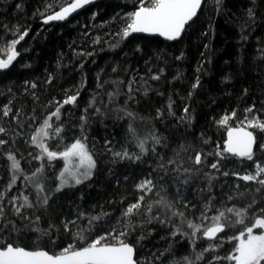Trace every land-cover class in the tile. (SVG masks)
Masks as SVG:
<instances>
[{"label":"snow or ice","instance_id":"snow-or-ice-1","mask_svg":"<svg viewBox=\"0 0 264 264\" xmlns=\"http://www.w3.org/2000/svg\"><path fill=\"white\" fill-rule=\"evenodd\" d=\"M95 3L41 0L29 18L64 22ZM238 12L229 0H132L86 24L68 63L60 52L55 71L0 89V264H264V34L247 49L264 0ZM220 18L237 30L236 53L206 86ZM30 31L0 26V74L33 67L17 49ZM186 42L199 57L191 79ZM97 48L123 56L90 87ZM64 69L80 79L65 87ZM217 92L236 105L198 127L197 100L211 108Z\"/></svg>","mask_w":264,"mask_h":264},{"label":"trees","instance_id":"trees-1","mask_svg":"<svg viewBox=\"0 0 264 264\" xmlns=\"http://www.w3.org/2000/svg\"><path fill=\"white\" fill-rule=\"evenodd\" d=\"M17 3L22 4L23 11H17L15 8ZM40 3L41 0H0V26L4 23H15L19 20L22 24L26 23L31 27L29 36L17 46V49L22 53V62L31 63L33 65L31 69H22L20 68L19 63H16L15 67L7 74H0V89H3L4 85L10 84L12 80H16L19 83V81L24 78L35 76L43 77L46 69L49 71H55L57 55L60 52L65 53L66 58L64 62H69L68 57H70L71 54L69 45L72 44L73 41H76L77 44L81 43L80 33L83 31L86 24L89 25L90 30H92V24L99 25L102 21L110 19L118 12L132 10V0H103L95 6L81 12L67 22H52L50 25H44L42 24L39 16L34 19L29 18L31 17L34 9L40 6ZM244 3L245 0H229V7L233 11H237V14H239L238 9L242 8ZM93 12H99V16L95 21L91 20ZM93 31L95 33L103 34L104 30L97 28ZM261 34H264V24L256 28L253 32V37L247 46L249 55H251L255 50V37ZM237 38V30L225 23L223 18H220L217 22V34L211 41V47L214 50L212 53L213 65L209 67L212 68V72L203 78L206 86L209 81H218L221 72H230L232 70L231 66L226 65L224 62L226 60L231 61L234 59ZM137 42L138 41L133 40L127 45V47H125L124 50H129ZM192 43H198L195 36L192 38ZM186 45L187 42L185 45H180V47L185 48V50L189 53V58L188 61L180 65V67L184 69L185 75L191 79L193 69L195 68L199 57L195 47L189 48L186 47ZM103 47L107 49L106 44L103 45ZM25 48H30L31 50L24 52ZM200 50L202 51L203 49L201 48ZM96 51L97 55L89 58V62L86 64L85 69L89 76L90 87L94 86L92 84V78L99 68L105 67L106 63L112 61L113 59H118L123 56L122 52H120V56L118 57L115 52L100 51L99 48H97ZM119 51L120 50L118 49L117 52ZM92 59H94L96 63H91L90 61ZM135 59L136 58L133 57L132 62H135ZM18 61H21V58H18ZM140 63L141 72H143L142 61ZM174 70L175 69H172L167 73L169 79H171V75ZM62 71L63 79L61 82L65 87L75 84L80 79L79 74L75 71H70L69 69H64ZM180 87L181 85L177 84V88L179 89ZM55 91L58 93L59 89H56ZM216 95L219 99L217 104L213 105L211 108L203 107V101L206 99L205 94L202 93L201 97L197 100L196 107L199 113L198 127L208 125V120H210L209 114L218 115L221 113L222 109L229 106H235L237 103L235 97H225L218 92ZM153 100L155 103L161 104L166 102V97H153ZM206 117L208 120H206ZM211 134L214 138H220L225 135L222 130L217 132L214 127L211 130ZM60 166H62V163ZM237 170H240L239 166H237ZM127 191L131 192V185L128 186ZM93 195H95V193H93ZM185 248L186 245H179L180 254H183V250ZM177 258H179V256H177Z\"/></svg>","mask_w":264,"mask_h":264},{"label":"water","instance_id":"water-1","mask_svg":"<svg viewBox=\"0 0 264 264\" xmlns=\"http://www.w3.org/2000/svg\"><path fill=\"white\" fill-rule=\"evenodd\" d=\"M102 1H103V0H96V3H95L94 5H88V6H86L84 9L78 10L77 13H74L71 17H69L68 21H69L70 19L74 18L75 16H77L78 14H80L81 12L87 10V9L90 8V7L95 6L96 4H98V3L102 2ZM64 22H67V21H64ZM64 22H58V23H64Z\"/></svg>","mask_w":264,"mask_h":264}]
</instances>
